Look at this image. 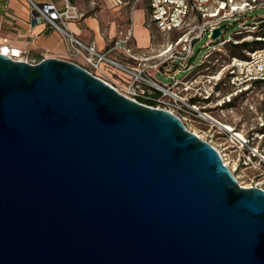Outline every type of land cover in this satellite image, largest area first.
<instances>
[{
	"label": "water",
	"instance_id": "95a60500",
	"mask_svg": "<svg viewBox=\"0 0 264 264\" xmlns=\"http://www.w3.org/2000/svg\"><path fill=\"white\" fill-rule=\"evenodd\" d=\"M0 264H264V191L171 113L0 53Z\"/></svg>",
	"mask_w": 264,
	"mask_h": 264
},
{
	"label": "built area",
	"instance_id": "2783aa9c",
	"mask_svg": "<svg viewBox=\"0 0 264 264\" xmlns=\"http://www.w3.org/2000/svg\"><path fill=\"white\" fill-rule=\"evenodd\" d=\"M138 1L134 0V3ZM146 1L150 10V21L164 35V45L156 52L138 55L129 47L132 37L131 28L125 32H119L110 48L105 53H101L94 47L81 43L68 29L67 23L78 20L80 15L76 7L69 4L67 0H64V5L60 9L52 3L38 4L33 0H27L31 23L45 22L62 37L66 43L68 62L74 63L73 59L80 58L82 64L77 65L100 80L102 79L94 73L101 72V65L119 68L129 78L121 94L137 103L146 105L151 102L152 106H146L171 113L181 122L182 119L174 113L175 110L190 117L201 118L196 114L197 104L211 103L224 88L231 90L224 96L226 103L242 93H247L246 97H250L251 93H261L260 101L264 103L262 97L264 96V47L246 52L244 58L229 57L220 64L217 60L210 63L209 59L215 52H221L229 42H234L230 39L223 40L209 48L199 63L195 65L191 63L196 56L194 46L198 41L205 36L209 41L214 42L211 40V34L215 28L222 25H226L227 28L229 23H236L239 15L264 6V0H240L239 3L237 0ZM222 34L223 30L220 37ZM257 39L264 41V39ZM116 51L121 52L132 65L119 63L107 56ZM0 53L15 61L34 64L24 57L21 50L9 45H1ZM196 69L198 70L194 73ZM157 72L164 75L171 74L169 76L171 82L164 86L155 81L153 76ZM180 72L186 74L180 79H175V75ZM256 84L259 85L258 88ZM218 86H220L219 90H216ZM164 97H168L167 103L163 100ZM246 97L244 102L248 100ZM193 99L196 100L194 104L191 103ZM204 118L216 122L205 114ZM243 144L246 142L243 141ZM255 188L264 191L260 186Z\"/></svg>",
	"mask_w": 264,
	"mask_h": 264
},
{
	"label": "rangeland",
	"instance_id": "374dc122",
	"mask_svg": "<svg viewBox=\"0 0 264 264\" xmlns=\"http://www.w3.org/2000/svg\"><path fill=\"white\" fill-rule=\"evenodd\" d=\"M240 0H237L239 3ZM264 20V6H259L258 9H253L251 12H245L239 15L236 23H229L228 27L223 30L222 36L218 41L211 42L205 36L198 41L194 46L195 58L191 61L195 65L201 61L204 53L209 51V48L214 47L220 41L240 40L249 43V48H238L242 55L251 47H264L254 45L256 37H264V24L260 22ZM256 25V26H255ZM256 27V28H254ZM240 30L239 36H234L236 31ZM172 39V36L170 35ZM227 44L221 50V54L229 57L231 47ZM240 55V54H239ZM101 72H96L99 78L104 82L112 85L120 93L126 88L129 78L117 67L101 68ZM174 73V72H173ZM186 73L180 72L175 75V79H180ZM171 74L154 73V80L166 86L171 82ZM229 88H224L221 93L215 97L214 101L209 104H197L198 112L196 113L201 118L190 117L177 110L174 113L183 120V124L187 130L194 133L200 138L213 146L222 156L233 172V176L242 187L249 188L260 186L264 189V103L260 101L261 93L252 94L247 101H235L232 106L223 107V110H212L215 101L217 105L226 103L224 96L230 93ZM263 100H264V96ZM163 100L167 103L168 97ZM213 118L216 122L209 121L204 118V114ZM223 125H228L233 132H228L223 129ZM263 126V127H262ZM240 133L244 140L238 139L234 135ZM262 137V138H261ZM243 141L246 144H243Z\"/></svg>",
	"mask_w": 264,
	"mask_h": 264
},
{
	"label": "crops",
	"instance_id": "0c3cea01",
	"mask_svg": "<svg viewBox=\"0 0 264 264\" xmlns=\"http://www.w3.org/2000/svg\"><path fill=\"white\" fill-rule=\"evenodd\" d=\"M38 4L52 3L62 8L64 0H33ZM76 7L80 18L69 21L68 29L86 46L105 53L119 32L129 28L132 37L129 47L135 54L145 55L161 50L164 35L150 21V10L146 0H67ZM27 0H0V46L21 50L32 63L46 58L68 61L66 43L45 22L31 23ZM110 59L132 65L121 52L107 54ZM81 65L80 58L72 60ZM101 67L112 68L108 65Z\"/></svg>",
	"mask_w": 264,
	"mask_h": 264
},
{
	"label": "trees",
	"instance_id": "16d2710c",
	"mask_svg": "<svg viewBox=\"0 0 264 264\" xmlns=\"http://www.w3.org/2000/svg\"><path fill=\"white\" fill-rule=\"evenodd\" d=\"M260 24H264V20H262L261 22H260ZM262 30H264V29H262ZM237 32H240V30H238V31H236L235 33H234V36H239V34H236ZM256 38H259V39H264V37H259V36H257ZM240 40L238 39V40H234V42H238V43H234V42H229L230 43V47H231V49H230V52H231V54H230V56L229 57H239V58H244L245 57V55H242L240 52H239V50H235V49H238V48H245V49H247V48H249V43H246L245 41H243V42H239ZM254 42V45H256V46H259V44H261V45H263L264 46V41L263 40H254L253 41ZM218 43H220V42H218ZM217 43V44H218ZM260 47V46H259ZM261 48H263V47H260V48H258V47H251L247 52H250V51H253V50H257V49H261ZM240 54V55H239ZM229 57H225V55H222L221 54V52H215L211 57H210V59H209V62L210 63H212V62H214L215 60H217V62L220 64V63H222V62H225L226 60H228V58ZM198 69H201V68H198ZM198 69H196L195 71H194V73L198 70ZM256 86H257V88L259 87V85L258 84H256ZM219 87L220 86H218L217 88H216V90L218 89L219 90ZM156 94L157 95H160V93H158V92H156ZM246 94L247 93H242V94H240V95H237V96H235V97H233L228 103H224L222 106H224V107H227V106H232L233 104H234V102L235 101H240V100H244L245 99V97H246ZM191 103L192 104H194V103H196V100H191ZM146 105H149V106H152V103L151 102H149V103H147ZM263 127V126H262Z\"/></svg>",
	"mask_w": 264,
	"mask_h": 264
},
{
	"label": "bare ground",
	"instance_id": "6f19581e",
	"mask_svg": "<svg viewBox=\"0 0 264 264\" xmlns=\"http://www.w3.org/2000/svg\"><path fill=\"white\" fill-rule=\"evenodd\" d=\"M102 68V67H101ZM102 70V69H101ZM182 122H183V120H182ZM223 127V129H225L226 131H228V132H232V133H234L233 132V130H232V128L230 127V126H226V125H223L222 126ZM197 135V134H196ZM235 137H237L238 139H242V140H244V137L240 134V133H238L237 135H234ZM199 138H200V136H198ZM201 139V138H200ZM202 140V139H201ZM219 155H220V153H219ZM220 157H221V159H222V156L220 155ZM222 161H223V163L225 162L223 159H222ZM225 164V166L227 165L226 163H224ZM228 167V166H227ZM230 169V168H229ZM231 171V170H230ZM232 172V171H231ZM232 174H233V172H232ZM234 175V174H233ZM239 185H240V183H239ZM241 186V185H240Z\"/></svg>",
	"mask_w": 264,
	"mask_h": 264
},
{
	"label": "flooded vegetation",
	"instance_id": "af4514ba",
	"mask_svg": "<svg viewBox=\"0 0 264 264\" xmlns=\"http://www.w3.org/2000/svg\"><path fill=\"white\" fill-rule=\"evenodd\" d=\"M212 101H213V100H212ZM212 103H213V102H212ZM216 103H217V101L214 102L213 105H215V106H213V108H211V109H212L213 111H214V110H220V111L223 110V107H222V106H219V105L216 106V105H217Z\"/></svg>",
	"mask_w": 264,
	"mask_h": 264
}]
</instances>
